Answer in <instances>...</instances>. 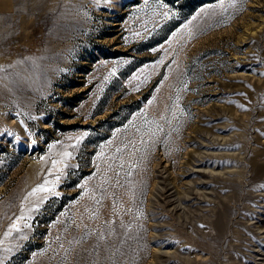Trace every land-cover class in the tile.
<instances>
[{"label": "rangeland", "instance_id": "obj_1", "mask_svg": "<svg viewBox=\"0 0 264 264\" xmlns=\"http://www.w3.org/2000/svg\"><path fill=\"white\" fill-rule=\"evenodd\" d=\"M0 264H264V0H0Z\"/></svg>", "mask_w": 264, "mask_h": 264}, {"label": "snow or ice", "instance_id": "obj_2", "mask_svg": "<svg viewBox=\"0 0 264 264\" xmlns=\"http://www.w3.org/2000/svg\"><path fill=\"white\" fill-rule=\"evenodd\" d=\"M38 190H40V191H47V189H45V188H40ZM34 191H36V190H34Z\"/></svg>", "mask_w": 264, "mask_h": 264}, {"label": "trees", "instance_id": "obj_3", "mask_svg": "<svg viewBox=\"0 0 264 264\" xmlns=\"http://www.w3.org/2000/svg\"><path fill=\"white\" fill-rule=\"evenodd\" d=\"M181 1V0H180ZM182 2H184V1H182Z\"/></svg>", "mask_w": 264, "mask_h": 264}, {"label": "bare ground", "instance_id": "obj_4", "mask_svg": "<svg viewBox=\"0 0 264 264\" xmlns=\"http://www.w3.org/2000/svg\"><path fill=\"white\" fill-rule=\"evenodd\" d=\"M193 194V193H192Z\"/></svg>", "mask_w": 264, "mask_h": 264}]
</instances>
